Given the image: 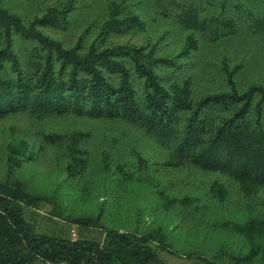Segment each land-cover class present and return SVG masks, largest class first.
Listing matches in <instances>:
<instances>
[{
	"label": "trees",
	"instance_id": "1",
	"mask_svg": "<svg viewBox=\"0 0 264 264\" xmlns=\"http://www.w3.org/2000/svg\"><path fill=\"white\" fill-rule=\"evenodd\" d=\"M163 252L264 264V0H0V264Z\"/></svg>",
	"mask_w": 264,
	"mask_h": 264
},
{
	"label": "rangeland",
	"instance_id": "2",
	"mask_svg": "<svg viewBox=\"0 0 264 264\" xmlns=\"http://www.w3.org/2000/svg\"><path fill=\"white\" fill-rule=\"evenodd\" d=\"M25 218L39 232L48 234H62L66 237L72 238H74L75 235H82L90 239H102V234L100 232L91 229L80 231L76 226L64 224L60 220L52 219L46 213V208L37 211L26 209ZM159 255L166 264H203L200 260L180 258L164 252L160 253Z\"/></svg>",
	"mask_w": 264,
	"mask_h": 264
}]
</instances>
